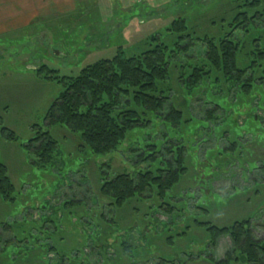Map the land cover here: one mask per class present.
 <instances>
[{
	"label": "rangeland",
	"instance_id": "1",
	"mask_svg": "<svg viewBox=\"0 0 264 264\" xmlns=\"http://www.w3.org/2000/svg\"><path fill=\"white\" fill-rule=\"evenodd\" d=\"M62 1L69 10L39 0L46 4L39 7L42 15L0 35V161L15 187L14 202L0 197V264H205L203 256L222 258L228 237L210 248L197 221L222 227L264 211V91L246 99L234 89L228 93L225 84L185 86L173 68L170 100L185 123L172 127L151 115L148 126L130 131L113 151L94 155L66 127L46 124L61 86L36 70L45 64L59 75H76L119 47L127 54L146 50L152 35L168 43L165 28L178 16L197 36L215 33L219 24L211 22L228 19L236 0ZM31 2L37 6L38 0ZM214 103L222 109L206 119ZM254 114L260 123L252 121ZM33 125L58 141L54 165L38 167L24 146ZM4 126L17 141L4 138ZM172 142L185 146L188 169L165 195L152 189L117 207L101 194L102 177L154 170L158 161H140V155ZM254 223L264 241V218Z\"/></svg>",
	"mask_w": 264,
	"mask_h": 264
},
{
	"label": "trees",
	"instance_id": "2",
	"mask_svg": "<svg viewBox=\"0 0 264 264\" xmlns=\"http://www.w3.org/2000/svg\"><path fill=\"white\" fill-rule=\"evenodd\" d=\"M233 3L228 19L211 22L215 27L219 24L215 33L197 36L189 20L178 16L165 28V34L171 37L168 43L152 35L148 48L140 53L127 54L119 47L112 57L86 64L76 75H59L58 70L42 64L36 70L38 76L61 86L46 111V124L66 127L79 137L82 149H89L94 155H106L130 131L148 126L151 115H161L172 127L185 123L183 111L170 100L168 84L173 68L180 73L177 81L185 86L199 87L208 82L213 87L225 84L228 93L234 89L235 94L246 99L262 93L264 1L236 0ZM44 72L45 75L41 74ZM213 105V109L206 111V119L214 120L215 112L222 109L218 103ZM252 121L260 123V117L254 114ZM32 130L34 136L24 146L34 154V162L38 167L54 165L58 141L40 125H33ZM2 134L7 140L17 141V135L8 127H2ZM152 147L153 152L140 155V161H158L154 170L138 171L136 175L123 172L111 179H100V192L112 200V205L122 207L136 195L152 189L163 196L186 174L185 146L172 142L161 150ZM0 197L8 203L15 201V187L7 166L1 161ZM254 219L248 217L222 227L197 221L207 232L210 248H217L220 238L228 237L230 241L223 258L213 255L197 258L202 257L210 264L239 261L264 264V241L255 235ZM128 246L122 248L126 250ZM156 264H168V261L160 259Z\"/></svg>",
	"mask_w": 264,
	"mask_h": 264
},
{
	"label": "crops",
	"instance_id": "3",
	"mask_svg": "<svg viewBox=\"0 0 264 264\" xmlns=\"http://www.w3.org/2000/svg\"><path fill=\"white\" fill-rule=\"evenodd\" d=\"M33 0H0V35L6 34L9 31L27 25L34 17L42 15L43 12L39 10V7H44L43 3L37 2V6L34 5ZM58 1V4L69 10V4L66 1ZM75 1H88V0H75ZM46 7V4H45ZM44 7V8H45ZM53 10V9H52ZM51 10L48 11V13ZM16 30V29H15ZM205 264H210L207 261H203Z\"/></svg>",
	"mask_w": 264,
	"mask_h": 264
},
{
	"label": "flooded vegetation",
	"instance_id": "4",
	"mask_svg": "<svg viewBox=\"0 0 264 264\" xmlns=\"http://www.w3.org/2000/svg\"><path fill=\"white\" fill-rule=\"evenodd\" d=\"M250 174H252V172L249 173V176H253V175H250ZM237 175H238V173L236 172L234 176L237 177ZM252 180H254V177H252ZM244 184H245V182H244ZM260 213H261L262 215H261V216H258V217H259V219H263V218H264V215H263L264 211H260ZM258 217H255V219L258 218ZM257 222H258V221H257ZM257 222H256V223H257ZM261 229H262V227H261V226H257V224H256V226H255V231H258V230H261ZM221 239H222V238H220V240H219L220 242H221ZM218 246H219V243H218ZM223 256H224V254H223ZM222 258H223V257H222Z\"/></svg>",
	"mask_w": 264,
	"mask_h": 264
}]
</instances>
